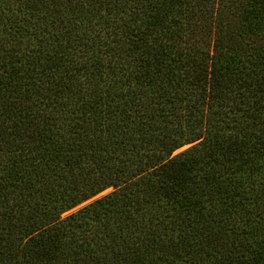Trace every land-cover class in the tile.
Here are the masks:
<instances>
[{
  "label": "trees",
  "instance_id": "obj_1",
  "mask_svg": "<svg viewBox=\"0 0 264 264\" xmlns=\"http://www.w3.org/2000/svg\"><path fill=\"white\" fill-rule=\"evenodd\" d=\"M0 264H264V0H0Z\"/></svg>",
  "mask_w": 264,
  "mask_h": 264
},
{
  "label": "rangeland",
  "instance_id": "obj_2",
  "mask_svg": "<svg viewBox=\"0 0 264 264\" xmlns=\"http://www.w3.org/2000/svg\"><path fill=\"white\" fill-rule=\"evenodd\" d=\"M185 147H187V145L178 148L177 150H175V151L173 152V154H175V153H177V152L183 150ZM109 190H110L109 188H108V189H105L104 191H102V192H100L98 195H96L95 197H97V196H99V195H102V194L108 192ZM92 199H93V198H92ZM90 200H91V199L87 200L86 202H88V201H90ZM86 202L81 203L80 205L76 206L75 208H73V209H71V210H69V211L75 210L76 208H78L79 206L83 205V204L86 203ZM69 211H67L66 213H68Z\"/></svg>",
  "mask_w": 264,
  "mask_h": 264
}]
</instances>
